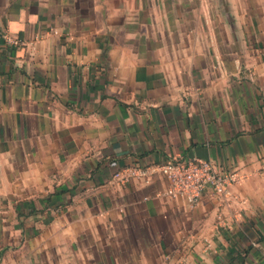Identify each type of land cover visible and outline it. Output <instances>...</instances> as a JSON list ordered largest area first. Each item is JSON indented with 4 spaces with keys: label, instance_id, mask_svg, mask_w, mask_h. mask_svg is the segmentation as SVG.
Returning <instances> with one entry per match:
<instances>
[{
    "label": "crops",
    "instance_id": "0c3cea01",
    "mask_svg": "<svg viewBox=\"0 0 264 264\" xmlns=\"http://www.w3.org/2000/svg\"><path fill=\"white\" fill-rule=\"evenodd\" d=\"M0 264H264V0H0Z\"/></svg>",
    "mask_w": 264,
    "mask_h": 264
},
{
    "label": "built area",
    "instance_id": "2783aa9c",
    "mask_svg": "<svg viewBox=\"0 0 264 264\" xmlns=\"http://www.w3.org/2000/svg\"><path fill=\"white\" fill-rule=\"evenodd\" d=\"M159 168L170 182L168 194L184 198L191 206L200 203L208 187L213 188L222 197L229 196L231 187L241 179L236 171L220 169L208 159H170L161 164ZM144 172L137 167L127 170L117 169L114 171V178L127 182Z\"/></svg>",
    "mask_w": 264,
    "mask_h": 264
}]
</instances>
